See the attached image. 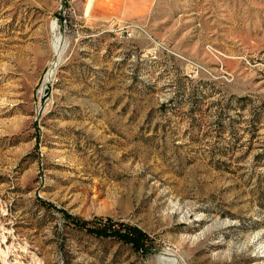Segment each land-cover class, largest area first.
Instances as JSON below:
<instances>
[{"label": "rangeland", "instance_id": "1", "mask_svg": "<svg viewBox=\"0 0 264 264\" xmlns=\"http://www.w3.org/2000/svg\"><path fill=\"white\" fill-rule=\"evenodd\" d=\"M59 5L0 0V264H264V0Z\"/></svg>", "mask_w": 264, "mask_h": 264}, {"label": "crops", "instance_id": "2", "mask_svg": "<svg viewBox=\"0 0 264 264\" xmlns=\"http://www.w3.org/2000/svg\"><path fill=\"white\" fill-rule=\"evenodd\" d=\"M152 0H76L78 12L87 17H106V14H121L128 16L134 12L145 10Z\"/></svg>", "mask_w": 264, "mask_h": 264}, {"label": "built area", "instance_id": "3", "mask_svg": "<svg viewBox=\"0 0 264 264\" xmlns=\"http://www.w3.org/2000/svg\"><path fill=\"white\" fill-rule=\"evenodd\" d=\"M76 0H60L59 9L62 12L63 16H72L74 19V24L76 27H79L80 24V15L78 14L77 7L75 6ZM67 18L64 19V22H67ZM72 22V21H71ZM124 30L126 31V34L128 37H132L136 31H143L145 32V29L143 26H141L139 23L136 22H128L125 23L123 26Z\"/></svg>", "mask_w": 264, "mask_h": 264}, {"label": "bare ground", "instance_id": "4", "mask_svg": "<svg viewBox=\"0 0 264 264\" xmlns=\"http://www.w3.org/2000/svg\"><path fill=\"white\" fill-rule=\"evenodd\" d=\"M57 24V23H56ZM57 26L55 25V23L53 24V29L55 30H57V28H56ZM61 42H62V36L61 35H59V34H57L56 36H55V38H54V45L56 46V47H59L60 45H61ZM54 46V47H55ZM55 47V48H56ZM49 74H52V70H50V73Z\"/></svg>", "mask_w": 264, "mask_h": 264}, {"label": "trees", "instance_id": "5", "mask_svg": "<svg viewBox=\"0 0 264 264\" xmlns=\"http://www.w3.org/2000/svg\"><path fill=\"white\" fill-rule=\"evenodd\" d=\"M79 225H80V227H82V228H88V226H87V223L86 222H84V221H79V223H78Z\"/></svg>", "mask_w": 264, "mask_h": 264}]
</instances>
